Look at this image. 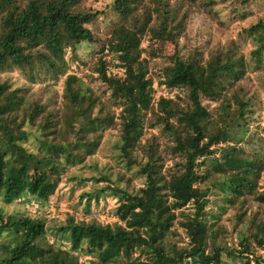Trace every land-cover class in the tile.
Masks as SVG:
<instances>
[{
	"label": "trees",
	"instance_id": "obj_1",
	"mask_svg": "<svg viewBox=\"0 0 264 264\" xmlns=\"http://www.w3.org/2000/svg\"><path fill=\"white\" fill-rule=\"evenodd\" d=\"M80 2L0 0V203L46 202L70 167L95 171L80 182L91 183L79 195L80 217H28L0 206V238L10 236L0 243V264H264V124L250 127L261 108L256 90L232 96L248 72L263 79L264 20L224 42L206 41V59L188 45L187 20L213 15L221 31L218 0H112L108 11L81 10ZM109 14L115 18L91 66L96 76L85 74L99 81L97 90L67 73L65 53L74 60L76 44L97 41L86 25ZM110 64L122 75L107 73ZM13 70L26 82L13 86ZM154 79L183 94L154 99ZM113 129L116 165L98 169L96 150ZM210 192L222 206L207 221ZM108 196L117 220L86 219L90 203ZM230 207L236 237L220 224ZM48 232L68 245L49 241Z\"/></svg>",
	"mask_w": 264,
	"mask_h": 264
},
{
	"label": "rangeland",
	"instance_id": "obj_2",
	"mask_svg": "<svg viewBox=\"0 0 264 264\" xmlns=\"http://www.w3.org/2000/svg\"><path fill=\"white\" fill-rule=\"evenodd\" d=\"M112 0H81L78 7L81 10H89L93 9H105L109 10ZM215 11L219 15L220 20L222 21L224 27L221 31L216 30V20L212 16L205 15L203 13L195 12L188 20L186 25V34L188 36V45L189 46H198L204 49V57L208 59L211 56L210 50L206 45V41L214 42V38L220 39L224 42L228 38L236 37V33L243 27H248L249 25L255 23L257 20H264V0H249L244 4H239L235 0H218ZM115 16L113 14H109L107 17L102 18L99 17L95 21L87 24L86 26L91 29L94 35L97 38L95 42H81L75 45V56L74 60H70V53L67 50L65 53V57L69 63V67L67 69V73H74L77 76H81L83 80L87 81L93 88L100 89L99 81L94 77H87L85 74L92 73L93 76H96L95 72L91 71V66L93 62L96 60L95 53L103 44L104 38L108 35L111 20L114 19ZM249 41V40H248ZM246 41L242 50L248 55V50L252 46L251 43ZM142 46L146 45V41L141 43ZM104 58L108 61H112L116 63V59H112L111 55L103 51ZM81 61L85 64H81ZM264 74V68H263ZM123 69L121 67H116L113 64H110L107 68V73L122 75ZM4 73V72H2ZM10 81L13 86H18L21 83L26 82L25 76L18 72L17 70H13L9 72ZM60 83L59 80L56 83V88L60 91ZM41 83L35 82L32 84V89H36L40 86ZM152 86L154 87L153 98L156 99L159 95H166L168 97H172L175 94L182 95L183 92L177 88H173L172 90H166L163 86H157V82L154 79ZM248 91L249 93L256 90L259 101L256 103L260 110L259 118L254 121L250 127L254 128L256 125L261 127L264 124V75L263 79L260 82L256 77L255 71L248 72L244 78L241 80V83L233 89L232 96L237 100L241 99L243 96V91ZM246 95V94H245ZM156 133V130H152ZM117 130L113 129L110 132H107L101 139L100 145L96 150L95 156L97 157V168L99 169L105 161H108L110 165L115 166V155L116 150L114 149V142L116 139ZM264 133L260 132L261 136ZM28 141L31 142L32 145L35 144L33 134H28ZM216 156V154H215ZM207 163L212 162L213 157H205L204 158ZM91 174H95V171H92L89 167L84 166H73L69 168L68 174L65 175L61 182H59L54 193L49 197V200L46 202L40 203L35 201L28 196L20 197L9 204H1L2 210L4 213H12V214H22L28 217H35L37 215L43 216L46 219H63L66 214L74 213L76 217L82 216L83 209V201H79V195L81 191L87 190L91 187L90 181H87L84 186L80 185L82 177L89 176ZM74 176L76 178H69ZM100 184V183H99ZM261 185H264V174L260 181ZM264 187V186H263ZM262 187V188H263ZM215 199V200H214ZM216 203H220V200L212 194L211 192L208 194V202L206 204V213L204 215L205 219L208 221L210 219H214L219 215L218 209L222 205L217 206ZM116 205L115 199L113 197L108 196L105 200H100L98 204L90 203L89 213L85 215L86 219L94 218L101 222H113L116 221L117 218L112 215L111 209ZM234 209L230 207L220 215V224L221 228L225 229L224 232L231 233L232 236L236 237L237 233L233 231V225L236 221L233 216ZM243 227L242 224H239L237 229H241ZM238 230V231H239ZM177 231L179 232V243L184 245L187 242V238L184 236L181 227L177 226ZM236 231V232H238ZM46 237L49 241L57 239L58 243H62L61 245L67 246L68 241L67 238L61 237L59 234L54 235L51 232H48ZM10 241V236L8 234H4L3 237L0 238V243H7ZM86 257H82L84 259ZM188 261V259H187ZM225 264H236L235 260L227 259Z\"/></svg>",
	"mask_w": 264,
	"mask_h": 264
}]
</instances>
